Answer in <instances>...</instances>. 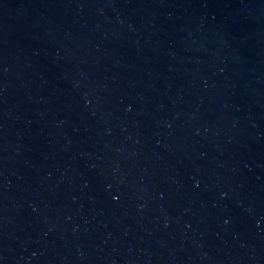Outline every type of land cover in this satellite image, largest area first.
<instances>
[{"label": "water", "instance_id": "obj_1", "mask_svg": "<svg viewBox=\"0 0 264 264\" xmlns=\"http://www.w3.org/2000/svg\"><path fill=\"white\" fill-rule=\"evenodd\" d=\"M0 264H264V0H0Z\"/></svg>", "mask_w": 264, "mask_h": 264}]
</instances>
